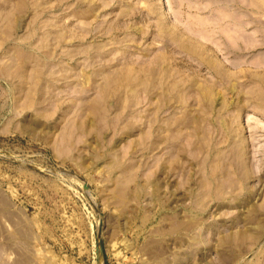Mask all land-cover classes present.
Segmentation results:
<instances>
[{"label":"rangeland","instance_id":"rangeland-1","mask_svg":"<svg viewBox=\"0 0 264 264\" xmlns=\"http://www.w3.org/2000/svg\"><path fill=\"white\" fill-rule=\"evenodd\" d=\"M234 4L0 0V264H264V0L241 44Z\"/></svg>","mask_w":264,"mask_h":264},{"label":"bare ground","instance_id":"bare-ground-1","mask_svg":"<svg viewBox=\"0 0 264 264\" xmlns=\"http://www.w3.org/2000/svg\"><path fill=\"white\" fill-rule=\"evenodd\" d=\"M226 1V0H225ZM230 1V0H229ZM234 2H235V6H236V8L238 9V18H239V16L240 15H242V13H243V4H242V0H234ZM227 5V4H226ZM227 7V6H226ZM223 8V7H222ZM225 8V7H224ZM226 9V8H225ZM229 14V13H228ZM244 14V13H243ZM232 15H233V13H232ZM231 15V16H232ZM236 17V16H235ZM234 17V18H235ZM242 17V16H241ZM231 18V17H230ZM237 18V19H238ZM229 19V18H228ZM236 19V18H235ZM231 23V22H230ZM233 23V22H232ZM245 24V23H244ZM244 24H243V20H242V18H239L238 19V21H237V25H238V28H237V31H238V38H237V41H238V43H240L241 42V36H242V28H244L243 26H244ZM236 25V26H237ZM232 27V26H231ZM231 30V29H230ZM235 31V30H234ZM235 36V35H234ZM234 39V38H233ZM243 39V38H242ZM235 42V41H234ZM228 43H230V42H228ZM232 44V43H231ZM241 44V43H240ZM233 47V46H232ZM237 48V47H236ZM222 63H224L225 64V62H223L222 61ZM161 69H162V67H161ZM163 70L164 71H162L163 73H165L166 74V69L165 68H163ZM169 75V74H168ZM154 76H155V73L154 72H151L149 75H148V80L150 81V83H149V87H150V89H152L153 88V86H154V84H155V79H154ZM162 78V77H161ZM161 81H162V79H161ZM174 97V96H173Z\"/></svg>","mask_w":264,"mask_h":264},{"label":"water","instance_id":"water-1","mask_svg":"<svg viewBox=\"0 0 264 264\" xmlns=\"http://www.w3.org/2000/svg\"><path fill=\"white\" fill-rule=\"evenodd\" d=\"M97 247H98V252L100 256H102L103 255V244L101 240L98 241Z\"/></svg>","mask_w":264,"mask_h":264}]
</instances>
